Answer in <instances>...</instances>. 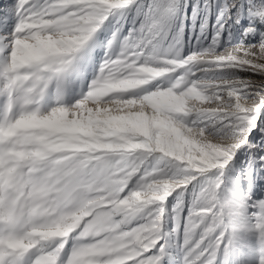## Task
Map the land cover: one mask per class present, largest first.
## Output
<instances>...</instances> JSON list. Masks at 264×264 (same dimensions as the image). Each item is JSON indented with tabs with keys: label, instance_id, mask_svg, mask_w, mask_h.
<instances>
[{
	"label": "snow or ice",
	"instance_id": "snow-or-ice-1",
	"mask_svg": "<svg viewBox=\"0 0 264 264\" xmlns=\"http://www.w3.org/2000/svg\"><path fill=\"white\" fill-rule=\"evenodd\" d=\"M260 77L264 0H0V264H264Z\"/></svg>",
	"mask_w": 264,
	"mask_h": 264
},
{
	"label": "rangeland",
	"instance_id": "rangeland-1",
	"mask_svg": "<svg viewBox=\"0 0 264 264\" xmlns=\"http://www.w3.org/2000/svg\"><path fill=\"white\" fill-rule=\"evenodd\" d=\"M210 2V0H209ZM190 4H191V0H190ZM189 14L191 12V7H189ZM215 21V15L212 14L209 16V31H211V25L212 23ZM187 23H190V22H186ZM199 23V21L197 22ZM242 23H245L246 25V22H242ZM187 31V30H186ZM240 40V37L239 35H237L235 37V40L234 42H239ZM247 42V41H245ZM253 43H255V39H253L252 41ZM97 51H101L100 49H97ZM93 56L95 57V53H93ZM91 67L89 68V76L86 78L85 80V85L87 83V79H90L91 76ZM241 78H251L252 77V74H249V73H240L239 74ZM260 79H264V77H260ZM86 88H82V89H78L76 87H73L71 89V92L67 98V102L68 103H72L73 101H75L76 99H78V96L76 95L77 91H80V92H83L85 91ZM124 94L123 90L122 89H116L114 91L112 90H109L107 87H102L101 88V92L98 94L99 95V100H98V103L100 105L99 107V113L100 114H105L104 110L105 109H109V114L113 113L115 115H120V114H130L131 111H137V109H129V108H126L124 107V104H125V101L122 100V99H114L113 102L117 103L119 105L118 108H116L115 110H113L111 107H108V108H105L103 107L102 105L107 101V99H105V97H120ZM152 103L158 107L161 112H166L170 107L174 106L177 102L173 101L172 98L170 96H158L154 99V101H152ZM90 107H92L93 109V112L95 113L97 111V108H96V105L95 104H92L90 105ZM155 111H156V108H153V113L155 114ZM56 127H62L63 125L61 124L60 121H57L56 122ZM104 130H107V131H115V130H109V129H104ZM97 136L99 137H103V133H102V130H97L95 131ZM124 134H127V135H130L131 133H121V135H124ZM57 136H67V135H75V136H81V133L80 132H72V133H66V132H57L56 133ZM83 139H88V137H82ZM107 139H112L111 137H108ZM257 142H259V137L257 135ZM255 151V150H253ZM237 157L240 158L239 160V163L236 162V157H234V161H233V164H234V167L237 168V170H239V168L243 165L244 163V160H245V153L244 152H237ZM229 175H231V173H229ZM188 191L190 192L191 191V186H189V189ZM176 193H173L171 196H169L167 198V202H166V207L170 210L173 203H175V199H176ZM184 200H185V209H184V213L183 215H186L187 214V201H188V194L185 193V197H184ZM164 219H166L167 221V224H166V228L167 230H170L171 227H172V220H171V213L168 212L166 213ZM181 231H182V223H181ZM170 246L168 248V253L170 254L171 257L174 258L173 260V264H176V263H179V260H180V253H179V250H178V247H177V242L176 241H170ZM71 245H68V248H70ZM66 252H67V249H66ZM66 254V253H65ZM175 254V256H174ZM62 260H63V257H62Z\"/></svg>",
	"mask_w": 264,
	"mask_h": 264
},
{
	"label": "bare ground",
	"instance_id": "bare-ground-1",
	"mask_svg": "<svg viewBox=\"0 0 264 264\" xmlns=\"http://www.w3.org/2000/svg\"><path fill=\"white\" fill-rule=\"evenodd\" d=\"M187 30V28H186ZM111 117H115V119H110L107 124L104 123V116L105 114H100L99 119L94 121L92 123V128L94 131L97 130H104V129H109V130H116L118 128H129L133 122L137 123L139 125L140 121L134 120L129 118L130 114H120V115H115L113 113L109 114ZM148 126L151 127V122H148ZM175 256V254H174ZM179 264V263H176Z\"/></svg>",
	"mask_w": 264,
	"mask_h": 264
},
{
	"label": "clouds",
	"instance_id": "clouds-1",
	"mask_svg": "<svg viewBox=\"0 0 264 264\" xmlns=\"http://www.w3.org/2000/svg\"><path fill=\"white\" fill-rule=\"evenodd\" d=\"M212 87L210 84H204L201 87V92L204 96L210 97L212 95ZM114 99L112 97H109L107 101L102 105L105 108L111 107L113 110L119 107V105L115 102H113ZM186 103L189 107H191L193 110H198L202 107L199 103H194L191 99H186ZM138 110V109H137ZM155 159V158H154Z\"/></svg>",
	"mask_w": 264,
	"mask_h": 264
}]
</instances>
